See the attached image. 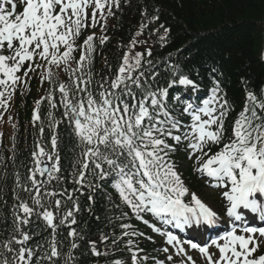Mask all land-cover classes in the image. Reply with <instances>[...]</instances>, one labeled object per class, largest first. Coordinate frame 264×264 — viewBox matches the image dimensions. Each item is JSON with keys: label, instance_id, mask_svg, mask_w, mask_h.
<instances>
[{"label": "snow or ice", "instance_id": "6c2138e0", "mask_svg": "<svg viewBox=\"0 0 264 264\" xmlns=\"http://www.w3.org/2000/svg\"><path fill=\"white\" fill-rule=\"evenodd\" d=\"M136 3L111 47L133 0H0V264H264V86L241 76L237 111L227 50L162 55L181 37Z\"/></svg>", "mask_w": 264, "mask_h": 264}, {"label": "trees", "instance_id": "16d2710c", "mask_svg": "<svg viewBox=\"0 0 264 264\" xmlns=\"http://www.w3.org/2000/svg\"><path fill=\"white\" fill-rule=\"evenodd\" d=\"M142 3L143 0H140ZM161 10V19L172 26L174 34L181 37L173 41L169 51L176 53L197 34L210 37L200 44L201 53H207L212 46L227 50L223 61L226 87L229 97L239 101L242 97L239 80L250 77L257 87L264 85V0H151ZM133 10L117 33L119 41L134 28L140 18L138 5L133 0ZM187 37L184 39L183 37ZM116 44L110 43L111 47ZM105 60L98 63L103 67ZM29 137L21 150H26ZM95 226V221H90Z\"/></svg>", "mask_w": 264, "mask_h": 264}, {"label": "rangeland", "instance_id": "374dc122", "mask_svg": "<svg viewBox=\"0 0 264 264\" xmlns=\"http://www.w3.org/2000/svg\"><path fill=\"white\" fill-rule=\"evenodd\" d=\"M39 95H40V93H39L38 88H37V90L31 95L32 102L36 98H38ZM22 102H23V98H21V100L18 101V104H20ZM32 102H31V104H28V105H26L23 108L25 110V115H27L28 112H31ZM14 112H17L19 114V112L17 110H14ZM28 121H29V118L25 116V121L24 122H25L26 125H28ZM0 131H4L6 133L5 138H4V141H5L6 145L9 146L10 145V141L8 139V136L10 135V126L9 125H5L3 128H0ZM202 195L205 198H207L210 201H212L211 195H210V193L207 190H205ZM213 204L216 205V203L214 201H213Z\"/></svg>", "mask_w": 264, "mask_h": 264}]
</instances>
